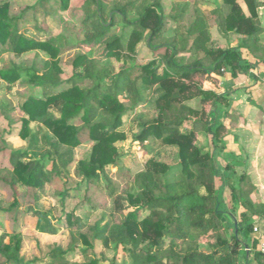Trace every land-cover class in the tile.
<instances>
[{"label":"trees","instance_id":"16d2710c","mask_svg":"<svg viewBox=\"0 0 264 264\" xmlns=\"http://www.w3.org/2000/svg\"><path fill=\"white\" fill-rule=\"evenodd\" d=\"M69 1L60 0L63 10L68 9ZM90 1L93 9L85 10L80 42L85 52L74 59L68 87L61 89L63 50L58 37H46L42 30L38 37L21 31L9 4H0V44L16 55L36 50L50 57L42 70L0 66V78L9 88L26 78L43 91L42 97L31 96L21 106V136L28 139L27 149L12 151L10 167L0 166V180L10 186L13 204H18L28 188L41 200L46 185L61 178L75 161V149L85 132L94 145L90 157L77 162L76 172L85 184L106 189L113 204L110 220L103 214L81 234L93 258L76 264H99L112 246L129 252L132 258L130 263L112 264H239L240 242L230 243L225 237L222 197L216 184V154L225 149L226 121L233 113L224 108L229 104L228 93L205 85H221L230 56H235V65L243 54L264 61V26L259 14L264 1L222 0L223 5H215L206 16L197 15L191 21L187 20L188 5L177 3V12L167 14L164 0L112 5ZM130 11L137 17L131 19ZM116 15L121 17L124 31L113 36ZM207 19L216 24L224 45L212 40ZM168 20L174 24L172 35L166 32ZM234 35L239 39L236 44ZM143 44L153 58L138 64L136 55ZM128 111L134 114L138 128L134 141L155 156L143 170L126 171L127 186L122 189L112 182L107 169L120 165L116 144L127 138L122 126ZM200 133L209 136V145L198 143ZM168 148L176 153L173 164L156 157ZM246 178H239L241 184ZM62 195L63 203L66 192ZM261 208L258 212L264 215V205ZM29 213L37 218L38 231L60 232V225L46 212ZM76 220L81 225V219ZM67 221L74 223L72 214H67ZM97 238L102 243L100 257L95 253ZM206 238L216 240L211 251L201 248ZM141 243L145 246L137 249ZM21 250V234L0 228V257L5 264H32L24 261ZM59 259L64 255L56 248L34 263L54 264Z\"/></svg>","mask_w":264,"mask_h":264},{"label":"rangeland","instance_id":"374dc122","mask_svg":"<svg viewBox=\"0 0 264 264\" xmlns=\"http://www.w3.org/2000/svg\"><path fill=\"white\" fill-rule=\"evenodd\" d=\"M108 4L126 3L129 0H102ZM167 14L176 11L175 4L188 5L187 20H193L197 15L208 14L215 5H223L222 0H164ZM8 3L10 14L18 18V28L21 31L28 30L30 34L38 37L40 30L46 37H58V43L62 47L60 64L63 69L61 76L62 83L58 89L68 87L67 80L73 75V61L85 49L80 45L84 39L85 28L83 20L85 10H92L90 0H70L68 9L61 8L60 0H0V4ZM246 9V5L241 1ZM177 12V11H176ZM259 12L264 24V6L259 8ZM131 19L136 18L134 11L129 12ZM115 24L112 29L113 36H118L124 31V24L119 15L115 16ZM206 24L210 28L211 38L216 44L224 45V38L218 31L213 20L207 19ZM174 24L168 20L166 32L172 35ZM129 30L126 31V34ZM239 41L236 35L233 42ZM49 55L43 51H28L21 55H16L11 50L0 44V66L11 68L15 65L23 68H35L42 70ZM153 58L152 52L143 44L138 54L136 62L138 64L147 63ZM209 83H206L208 85ZM205 85V86H206ZM42 87L30 83L23 78L21 83L15 88H9L6 80L0 78V166L10 167V154L14 150L25 151L28 147V139L21 136L22 123L21 106L29 97H42ZM126 105L129 102L123 100ZM134 114L128 111L124 115L122 130L127 138L117 142L120 152V165L111 166L107 173L114 184L125 189L127 184L125 172L135 174L144 169L147 160L154 157V153H149L142 148L137 141H134L133 134L138 128L133 122ZM105 118L106 117H103ZM82 125V121H77ZM81 144L75 149V161L68 167L61 178H56L46 185L44 197L36 200L34 192L28 188L18 200V204H13V194L10 186L0 180V228L7 232H17L22 237L21 256L25 262L35 264L39 258H45L54 249L62 250L64 259L57 260L54 264H76L89 261L93 258L92 252L87 248L84 238L88 226L100 219L104 214L110 220L112 211V200L109 198L106 189H100L94 185H87L81 176L76 172V164L80 160L90 157L94 142L85 132L81 135ZM205 141L203 136L198 143L203 146ZM158 159L170 164L176 162L177 157L173 149H165L157 156ZM47 168H51V162L46 161ZM105 185V180L102 181ZM63 192H66L62 203ZM46 212L53 223L60 225V232L57 234L42 233L36 229L37 218L32 216L31 211ZM67 214H72L74 223L76 218L79 222L69 223ZM95 253L98 257L102 252V243L99 238L96 240ZM141 243L138 248L144 247ZM132 261L129 252L120 247L112 246L106 251V259L99 264H112ZM0 264H5V259L0 257ZM49 264V263H44Z\"/></svg>","mask_w":264,"mask_h":264},{"label":"crops","instance_id":"0c3cea01","mask_svg":"<svg viewBox=\"0 0 264 264\" xmlns=\"http://www.w3.org/2000/svg\"><path fill=\"white\" fill-rule=\"evenodd\" d=\"M243 56L237 65L235 56L228 58L219 87L211 83L205 87L228 93L229 104L224 108L233 113L226 121L225 149L216 154L224 234L230 243L240 242L239 264H264V215L258 212L264 205V61ZM202 136L209 145V136L200 133L199 139ZM243 175L247 178L241 184ZM215 241L206 238L201 248L211 251Z\"/></svg>","mask_w":264,"mask_h":264},{"label":"built area","instance_id":"2783aa9c","mask_svg":"<svg viewBox=\"0 0 264 264\" xmlns=\"http://www.w3.org/2000/svg\"><path fill=\"white\" fill-rule=\"evenodd\" d=\"M261 251H262L263 254H264V243H263L262 246H261Z\"/></svg>","mask_w":264,"mask_h":264}]
</instances>
